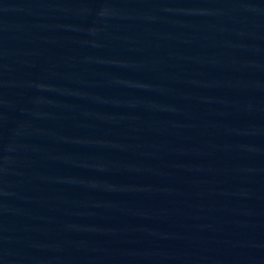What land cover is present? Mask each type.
<instances>
[{"label":"water","instance_id":"95a60500","mask_svg":"<svg viewBox=\"0 0 264 264\" xmlns=\"http://www.w3.org/2000/svg\"><path fill=\"white\" fill-rule=\"evenodd\" d=\"M0 264H264V0H0Z\"/></svg>","mask_w":264,"mask_h":264}]
</instances>
